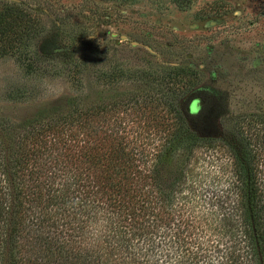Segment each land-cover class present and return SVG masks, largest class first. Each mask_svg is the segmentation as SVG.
Masks as SVG:
<instances>
[{
	"label": "trees",
	"instance_id": "1",
	"mask_svg": "<svg viewBox=\"0 0 264 264\" xmlns=\"http://www.w3.org/2000/svg\"><path fill=\"white\" fill-rule=\"evenodd\" d=\"M75 78L62 104L0 114V264H264L259 131L207 134L186 99L168 100L171 122L158 112V130L107 127L101 90L88 100ZM221 95L202 105L218 110ZM111 98L110 108L122 102ZM204 151L215 167L191 173Z\"/></svg>",
	"mask_w": 264,
	"mask_h": 264
},
{
	"label": "rangeland",
	"instance_id": "2",
	"mask_svg": "<svg viewBox=\"0 0 264 264\" xmlns=\"http://www.w3.org/2000/svg\"><path fill=\"white\" fill-rule=\"evenodd\" d=\"M178 1L0 0V114L25 118L62 104L82 77L88 100L98 90L105 97L107 127L158 130V112L171 122L168 100L177 107L186 99V111L202 115L205 133L240 126L263 139L264 0ZM73 47L72 58L56 55ZM75 64L80 73H72ZM217 92L218 110L202 105ZM112 96L122 102L110 108ZM215 162L204 151L191 173L201 175Z\"/></svg>",
	"mask_w": 264,
	"mask_h": 264
},
{
	"label": "water",
	"instance_id": "3",
	"mask_svg": "<svg viewBox=\"0 0 264 264\" xmlns=\"http://www.w3.org/2000/svg\"><path fill=\"white\" fill-rule=\"evenodd\" d=\"M113 35H115V33H113ZM120 38L121 39H125L126 38V36L125 35H120ZM132 45H137V42H135V41H131L130 42ZM148 48V50L150 51V52H153V50L150 48V47H147Z\"/></svg>",
	"mask_w": 264,
	"mask_h": 264
}]
</instances>
